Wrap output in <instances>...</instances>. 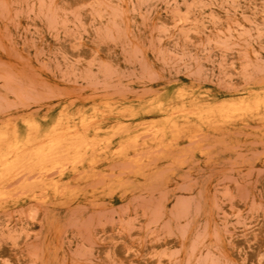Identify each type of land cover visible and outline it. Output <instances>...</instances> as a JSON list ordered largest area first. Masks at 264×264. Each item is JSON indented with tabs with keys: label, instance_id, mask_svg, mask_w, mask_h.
Here are the masks:
<instances>
[{
	"label": "rangeland",
	"instance_id": "obj_1",
	"mask_svg": "<svg viewBox=\"0 0 264 264\" xmlns=\"http://www.w3.org/2000/svg\"><path fill=\"white\" fill-rule=\"evenodd\" d=\"M263 93L264 0H0V131L93 158L13 160L0 264H264V119L234 114ZM183 114L190 139L153 138Z\"/></svg>",
	"mask_w": 264,
	"mask_h": 264
},
{
	"label": "bare ground",
	"instance_id": "obj_2",
	"mask_svg": "<svg viewBox=\"0 0 264 264\" xmlns=\"http://www.w3.org/2000/svg\"><path fill=\"white\" fill-rule=\"evenodd\" d=\"M253 111H256L255 114ZM261 113L262 115H260ZM234 114L242 118L249 115H256L258 120L264 119V93L260 97H257L251 104L245 102L241 103L240 106L234 110ZM193 116L199 121H203L207 118L199 112L193 113ZM188 118V115L183 114L177 116L176 119H170L155 126L152 130L153 138L157 141H160L163 138H168L173 141L174 144H180L186 139H190V136L182 134V131L177 125L178 120L184 121ZM37 132L38 130L36 127L30 126L28 128V138L25 141L20 142L19 136L14 130L6 129L0 131V184L5 179V173L12 168L13 160L17 159L22 153H25V151L30 150L33 160H38L39 162L52 160L53 165L49 169H46L44 166L39 169L42 173L55 170L59 175H63L67 169L66 167L70 165L71 167L68 170L72 173H70V175H74L73 172H77V165H81L84 162L88 167L92 168L93 158L87 157L92 149L88 143L81 141L84 137L83 135L78 134L76 136L78 138L56 137L46 139L43 138L45 135L41 136ZM130 147H132V150H130ZM140 147L139 135L136 133L131 134L124 137L123 142H120L117 145L116 156L122 160H129L130 152L138 151ZM132 162L135 164L138 163L137 160H133ZM130 174L133 177H142L145 175V172L144 169L137 168L136 170L130 171ZM77 176L89 179L93 175L89 174V172L83 171L80 174H77ZM53 193L54 197L58 199L69 198L76 195L70 187L66 186L65 189L60 190L58 185L54 186ZM42 200L45 201L46 197Z\"/></svg>",
	"mask_w": 264,
	"mask_h": 264
}]
</instances>
